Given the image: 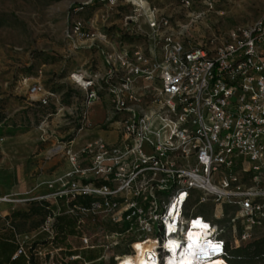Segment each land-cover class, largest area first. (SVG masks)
<instances>
[{
	"label": "built area",
	"instance_id": "built-area-1",
	"mask_svg": "<svg viewBox=\"0 0 264 264\" xmlns=\"http://www.w3.org/2000/svg\"><path fill=\"white\" fill-rule=\"evenodd\" d=\"M124 1L134 9L124 27L144 17L157 55L110 47L102 64L71 72L66 90L29 88L35 104L48 106L41 124L58 117L65 127L49 151L65 169L48 181L49 213L39 234L53 242L62 230L66 247L55 254H72L57 264H123L137 254L145 264H174L189 254L196 264L226 262L221 221L236 242L264 229V14L192 45L181 39L185 26L143 0ZM115 2L86 0L73 13ZM204 5L196 18L213 9ZM65 36L89 41L88 50L108 45L105 33H90L80 20ZM64 217L73 223L68 232L58 228ZM33 239L14 231V258L26 257ZM71 241L79 246L68 248ZM95 250L102 252L95 261L80 256Z\"/></svg>",
	"mask_w": 264,
	"mask_h": 264
},
{
	"label": "rangeland",
	"instance_id": "rangeland-1",
	"mask_svg": "<svg viewBox=\"0 0 264 264\" xmlns=\"http://www.w3.org/2000/svg\"><path fill=\"white\" fill-rule=\"evenodd\" d=\"M189 1L190 6L187 7L182 0H143L145 7L157 8L172 24L185 26L181 39L192 45L204 42L208 36L225 35L233 29L249 26L264 14V0ZM205 1L211 2L213 9L196 18L199 12L206 9ZM85 2L86 0H0V163L3 158L1 147L5 153L24 155L13 165L17 179L25 185L27 191L34 184L38 186L30 197L16 198L27 201L15 204L18 213L7 217V225L17 234L34 236L32 246L35 251L31 253V261L36 264H57L60 257L64 258L72 253L61 251L55 254L54 250H64L66 247L61 236L62 230L59 229V236L55 241H49L46 234H39L45 214L41 211L39 215H35L30 211L31 206L40 209V202L48 203V181L65 169L62 157L49 158V151L56 145V138L59 141L63 137L65 127L58 117L53 118L49 126L48 119L41 124L44 115L37 113L35 116L40 108L35 106L36 97L30 94L29 88L40 84L47 90H66L71 84L68 79L71 72L89 66L93 69L94 65L102 64L101 52L110 47L116 48L118 53L123 48L131 52L140 49L145 54L157 55L156 43L149 39L150 31L144 17L139 18L136 24L124 27V17L133 15L134 12L126 1L116 0L114 6H84L83 11L73 13L76 7ZM74 20H80L84 29L90 33H105L108 37L107 48L88 50L89 41L67 39L65 31ZM92 111L97 113L92 114L89 121L91 128L94 127L93 130L96 131L95 126L100 123L98 107L94 105ZM48 132H55L56 137L48 138ZM8 134L14 136L7 138ZM98 135L106 136L104 133ZM21 136H31L29 150L16 143L21 140H16V137ZM111 138V135L107 136V139ZM11 198L13 200L12 196ZM2 209L0 206V210ZM68 220L67 217L59 219V224L63 225L61 228H65L66 232L73 224ZM220 226L225 228V240L230 250L264 238V229H255L250 239L236 242L231 238L230 226L225 221H221ZM78 246V241H71L68 248ZM10 252L9 249L1 250L0 261L7 258ZM101 255L99 250L80 253L86 262L95 261ZM250 258L255 257L250 255ZM81 263L78 261L74 264ZM92 264L113 262L108 258Z\"/></svg>",
	"mask_w": 264,
	"mask_h": 264
},
{
	"label": "crops",
	"instance_id": "crops-1",
	"mask_svg": "<svg viewBox=\"0 0 264 264\" xmlns=\"http://www.w3.org/2000/svg\"><path fill=\"white\" fill-rule=\"evenodd\" d=\"M16 138V140L21 139L16 143L28 147V150L30 149L28 143H30L31 136H21ZM1 150H3V158L0 163V197L12 196L14 199L18 198L19 196L30 197L38 188L37 184H34L31 189L27 191L25 189V185L17 179V172L13 168V165L16 163V161L20 160L21 157L23 158L24 155L18 156L16 154L5 153L3 147H1ZM0 206L3 208L0 210V243H5L4 241H8L10 242V246L12 245L15 248L16 245L13 242L14 229L7 225L8 222L6 218L13 212H16L15 204L1 203ZM5 262L6 261L4 260V263Z\"/></svg>",
	"mask_w": 264,
	"mask_h": 264
},
{
	"label": "trees",
	"instance_id": "trees-1",
	"mask_svg": "<svg viewBox=\"0 0 264 264\" xmlns=\"http://www.w3.org/2000/svg\"><path fill=\"white\" fill-rule=\"evenodd\" d=\"M35 106L40 108L35 112V116L38 115L37 113H40V114H43L44 117H48V106H40L38 104H35ZM1 119H2V116L0 115V121ZM13 136H14L13 134H8L7 138L13 137ZM48 206L49 205L47 202H40L39 203L40 209L33 208V206H31L30 211L35 215H39V213L42 211L45 214V217H44V221H45L49 213ZM17 213L18 212L16 211V212H13L11 215H17ZM11 215L7 217H10ZM62 226L63 225L58 224V228L61 229ZM4 242L6 244L0 243V251L1 250L3 251L4 249H9L11 252L9 253L7 258L0 261V264H36L35 262L33 263V261H31V253L35 251V248H33L32 245L28 249L26 257L19 255L18 257L13 258L14 253L16 252V247L14 248L12 245L10 246L9 244L10 242L8 241H4ZM226 249L228 253V258L226 259L227 264H264V238L256 240L244 247L236 248L235 250H230L229 245L227 243ZM250 255H254L255 258H250ZM256 258L258 260H256ZM21 259H23L24 263L22 262ZM4 260L6 261L5 263H4Z\"/></svg>",
	"mask_w": 264,
	"mask_h": 264
},
{
	"label": "bare ground",
	"instance_id": "bare-ground-1",
	"mask_svg": "<svg viewBox=\"0 0 264 264\" xmlns=\"http://www.w3.org/2000/svg\"><path fill=\"white\" fill-rule=\"evenodd\" d=\"M2 200H7V201H11L12 198L11 196H4V197H0ZM193 236V235H192ZM195 238L198 236V235H194ZM191 256L192 254H189L188 256H183L179 261H177L176 263L174 264H196V262H193L191 260ZM175 258V256H174ZM145 259L146 258H142L141 255L137 254L136 256H126L123 261L124 263L123 264H145ZM201 263L200 261L197 262V264ZM171 264H173V260H171ZM202 264H227L225 261L223 260H217V261H214V260H204L202 262Z\"/></svg>",
	"mask_w": 264,
	"mask_h": 264
}]
</instances>
